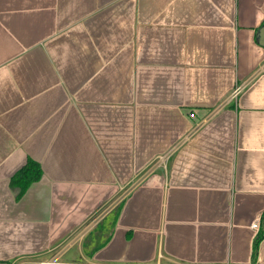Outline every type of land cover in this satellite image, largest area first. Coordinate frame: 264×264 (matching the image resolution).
Segmentation results:
<instances>
[{
    "label": "crops",
    "instance_id": "obj_1",
    "mask_svg": "<svg viewBox=\"0 0 264 264\" xmlns=\"http://www.w3.org/2000/svg\"><path fill=\"white\" fill-rule=\"evenodd\" d=\"M263 21L0 0V264H264Z\"/></svg>",
    "mask_w": 264,
    "mask_h": 264
},
{
    "label": "trees",
    "instance_id": "obj_2",
    "mask_svg": "<svg viewBox=\"0 0 264 264\" xmlns=\"http://www.w3.org/2000/svg\"><path fill=\"white\" fill-rule=\"evenodd\" d=\"M264 25V21L262 23V26ZM32 168L30 170H28V172H26V177H23L24 178V183H28L32 180H36L39 176H40V170L39 168L34 165V166H31ZM258 237H256L255 239V242H254V253L257 254V250H258V245L261 241V239L263 238L264 236V229H262L258 235Z\"/></svg>",
    "mask_w": 264,
    "mask_h": 264
},
{
    "label": "built area",
    "instance_id": "obj_3",
    "mask_svg": "<svg viewBox=\"0 0 264 264\" xmlns=\"http://www.w3.org/2000/svg\"><path fill=\"white\" fill-rule=\"evenodd\" d=\"M240 89H241V86H237V87L234 89V91H233L234 96H236V95L239 93ZM252 227L255 228V229H258V228H259V221H255V222L252 224Z\"/></svg>",
    "mask_w": 264,
    "mask_h": 264
},
{
    "label": "water",
    "instance_id": "obj_4",
    "mask_svg": "<svg viewBox=\"0 0 264 264\" xmlns=\"http://www.w3.org/2000/svg\"><path fill=\"white\" fill-rule=\"evenodd\" d=\"M259 41L262 45H264V25L259 30Z\"/></svg>",
    "mask_w": 264,
    "mask_h": 264
}]
</instances>
